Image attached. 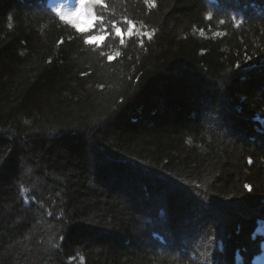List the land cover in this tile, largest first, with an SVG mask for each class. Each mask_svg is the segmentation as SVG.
<instances>
[{"label": "trees", "instance_id": "16d2710c", "mask_svg": "<svg viewBox=\"0 0 264 264\" xmlns=\"http://www.w3.org/2000/svg\"><path fill=\"white\" fill-rule=\"evenodd\" d=\"M106 2L0 0V264H264V0Z\"/></svg>", "mask_w": 264, "mask_h": 264}, {"label": "snow or ice", "instance_id": "6c2138e0", "mask_svg": "<svg viewBox=\"0 0 264 264\" xmlns=\"http://www.w3.org/2000/svg\"><path fill=\"white\" fill-rule=\"evenodd\" d=\"M144 3L148 5V7L155 8L156 3L155 0H144ZM109 4L106 0H77V6L72 11H60L58 15L62 20H64L67 24H69L76 32L85 34V38L83 43L85 45L93 46L94 48L102 47V42L106 41L111 35L119 38L120 44L123 45L125 43V36L132 37L133 35H138L141 37H146L148 41L153 39L154 32L152 31H136V22L132 19H129L127 16L123 17V24L127 25V28L121 26V22L115 19L107 20L105 16V12L108 10ZM115 9L113 8V12ZM80 17H83L86 21L85 27L82 29L80 23ZM212 19V17H208ZM221 24L224 21H220ZM237 27L240 26L239 22H236ZM141 27L144 28L143 22H141ZM201 35H203V31H201ZM215 35L219 36L221 33L217 32ZM63 43V40L60 41ZM140 47L144 48V39L141 38ZM120 52L117 51L115 53H105L101 51L99 53L100 56H106L109 62L113 61L115 57L120 56ZM83 75H87V73H83ZM102 87V86H101ZM27 123V122H26ZM249 164L252 163L251 160L248 161ZM245 188H249V185H244ZM51 215V213H49Z\"/></svg>", "mask_w": 264, "mask_h": 264}]
</instances>
